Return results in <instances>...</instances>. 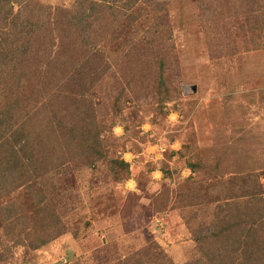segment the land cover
<instances>
[{
  "label": "rangeland",
  "instance_id": "rangeland-1",
  "mask_svg": "<svg viewBox=\"0 0 264 264\" xmlns=\"http://www.w3.org/2000/svg\"><path fill=\"white\" fill-rule=\"evenodd\" d=\"M35 1L61 11L75 0ZM236 1L150 0L140 3L132 25L113 31L110 22L99 46L116 70L127 35L142 34L152 16H161L175 42L165 81L155 75L142 81L141 72L132 81L117 72L108 88L96 84L115 95L132 86L139 100L127 98L118 115L106 103L102 120L116 124L105 133L108 151L95 166L56 153L58 142L55 151L46 143L41 171L0 194V264H114L140 251L145 254L135 258L145 264H160L159 251L173 264L198 258L201 264H264L250 256L258 246L253 241L264 243V0L243 7ZM156 2L164 3L167 16ZM117 5L116 13L132 10ZM246 6L253 13H240ZM250 15L258 17L253 28ZM116 158L129 163L128 171L114 167ZM190 163L197 167L187 179ZM156 168L163 175H154ZM254 179L262 186L258 198L247 196ZM44 204L57 213L46 223L38 210ZM56 219L64 231L42 244L45 227ZM248 219L263 220L252 237ZM229 220L240 228L199 246L195 230L213 225L217 231Z\"/></svg>",
  "mask_w": 264,
  "mask_h": 264
},
{
  "label": "trees",
  "instance_id": "trees-1",
  "mask_svg": "<svg viewBox=\"0 0 264 264\" xmlns=\"http://www.w3.org/2000/svg\"><path fill=\"white\" fill-rule=\"evenodd\" d=\"M149 1L75 0L71 8L53 11L51 6L35 0H0V194L10 193L18 184L28 182L33 173L41 171L42 162L47 164L44 157L46 143H53L52 151L57 150L55 143H60L56 153H67L66 157L81 159L89 166H95L96 161L106 157L109 142L105 133L116 124L114 118L110 122L102 120V116L108 114L107 104L118 115L127 98L132 96L139 100L140 92L131 86L129 91L120 88L115 95L111 89H95L96 84L109 86L107 79L110 76L116 79L117 72L132 81L138 72L145 76L142 81L155 75L159 83H164L166 70L174 57L175 42L172 30L165 22L159 21L160 15L151 17L152 25L142 34L127 35V46L114 64L116 70L112 69L105 51L99 46L100 40L108 33L110 22L115 24H112L113 31L120 26L132 25L139 18L136 13L142 2ZM245 1L258 5L263 0H240V7L243 2L246 4ZM15 3L19 6L17 11L14 10ZM156 3L167 16L164 3ZM117 4L132 10L116 13ZM250 7L246 6L240 13L249 14ZM250 16L256 18L254 22L248 21L252 27L258 17ZM226 48L228 46L221 53L227 52ZM66 157L56 166L60 171ZM113 163L121 171H128L129 163L123 158H116ZM195 167L190 163L192 173ZM120 173H116L119 181L123 178ZM254 180V187L248 186L247 196L258 198L262 186ZM47 206L44 204L38 208L40 216L46 218L43 223L57 217L54 209L47 212ZM248 220L249 224L245 222L244 227L252 237L263 220ZM41 222L38 219L39 225ZM227 223L229 226L222 225L217 231L213 225L198 228L194 236L196 242L204 249L213 235H231L233 228L241 226L240 221L233 225L231 220ZM45 228L42 244L65 229L58 219ZM243 238L247 239L244 241L246 245L252 244L251 239L243 237L240 232L242 242ZM253 242L258 246L250 256L264 261V253H261L264 252V243ZM140 254L145 252L129 255L114 264H145L140 257L135 258ZM157 255L160 264H173L168 261L166 253L159 251ZM215 257L213 253L212 259ZM221 259L226 261L228 255L223 254ZM193 263L201 264L202 259L188 264Z\"/></svg>",
  "mask_w": 264,
  "mask_h": 264
},
{
  "label": "crops",
  "instance_id": "crops-1",
  "mask_svg": "<svg viewBox=\"0 0 264 264\" xmlns=\"http://www.w3.org/2000/svg\"><path fill=\"white\" fill-rule=\"evenodd\" d=\"M188 172H187V177L189 176V175H192L193 173H192V171H191V169H189V168H187L186 169ZM185 171H183V173H184ZM152 173L154 174V175H163V171L160 169V168H156V169H154V171H152Z\"/></svg>",
  "mask_w": 264,
  "mask_h": 264
},
{
  "label": "water",
  "instance_id": "water-1",
  "mask_svg": "<svg viewBox=\"0 0 264 264\" xmlns=\"http://www.w3.org/2000/svg\"><path fill=\"white\" fill-rule=\"evenodd\" d=\"M190 87L195 91L196 90V85H190Z\"/></svg>",
  "mask_w": 264,
  "mask_h": 264
}]
</instances>
